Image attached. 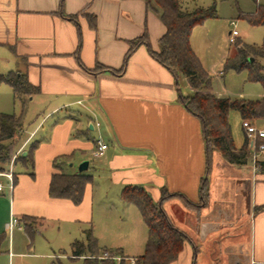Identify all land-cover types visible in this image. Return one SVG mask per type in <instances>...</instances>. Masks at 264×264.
I'll return each instance as SVG.
<instances>
[{
	"label": "crops",
	"instance_id": "1",
	"mask_svg": "<svg viewBox=\"0 0 264 264\" xmlns=\"http://www.w3.org/2000/svg\"><path fill=\"white\" fill-rule=\"evenodd\" d=\"M166 30L146 0H0V63L39 88L25 101L16 99L22 110L38 106L45 112L33 124L25 112L17 115L22 128L11 152L30 153L33 162H18L14 187H7L9 198L5 189L0 191V240L9 231V248L15 230L33 241L26 225L32 220L23 218L30 216L35 218L33 231L54 226L74 243L91 230L99 247L138 257L142 253L131 255L116 240L101 246L108 243L110 227L107 219L103 227L97 224L99 188H115L118 204L113 205L144 222L139 209L121 198L125 186L137 185L156 201L166 188L193 204L181 197L162 204L170 221L190 238L172 264H264V212L255 214V207L264 205V153L235 165L215 150L207 172L201 121L180 101L183 88L172 72L146 45L133 52L120 72L131 40L147 32L151 48L158 51ZM98 64L116 71L95 72ZM244 136L245 142V129ZM99 139L108 149L95 156ZM60 157L68 161L57 169L54 161ZM86 160L85 172L93 181L86 185L83 201L77 205L52 197L53 175L79 172ZM203 179L210 189L206 204L201 203ZM100 207L105 208L104 202ZM13 218L18 224L10 229Z\"/></svg>",
	"mask_w": 264,
	"mask_h": 264
},
{
	"label": "trees",
	"instance_id": "2",
	"mask_svg": "<svg viewBox=\"0 0 264 264\" xmlns=\"http://www.w3.org/2000/svg\"><path fill=\"white\" fill-rule=\"evenodd\" d=\"M63 1V0H61ZM150 10L159 14L165 24L166 33L160 38V48H151L147 32L129 42V50L125 56L123 67L126 68L129 58L141 45H146L151 55L163 66L168 68L179 81L180 76L187 78L193 92L180 94V101L186 109L201 121L206 145L207 172L212 168L213 152L219 151L224 159L231 164L244 165L249 160V143L246 140L241 148L234 143L229 113L237 109L242 119L264 120V97L256 101H232L229 98H218L212 92V79L203 68L200 59L191 45V35L194 28L203 24L207 19L217 17L216 6L209 8L195 7L187 9L183 0H146ZM251 25L264 26V5L258 4L255 12L242 14ZM238 51L229 57L225 63V70H248L249 80L260 82L264 86V40L262 45L236 42ZM253 59V60H252ZM116 71L98 64L95 72ZM7 84L13 88L16 99L25 101L29 96L39 92V88L32 85L27 76L18 70L0 73V85ZM26 96L27 98H24ZM22 128L21 118L16 114L2 113L0 116V160L7 161L8 145L2 142H16L17 135ZM263 140L264 138L260 139ZM23 160L33 162L30 153L22 157ZM68 157H60L54 161V167L61 168V161H68ZM93 181V177L86 172L69 173L56 172L51 181L50 195L54 198H67L74 204L83 201L86 185ZM209 183L207 179L201 182V196L203 204L208 202ZM174 197H181L188 205L189 202L181 194L169 192L162 188L161 197L156 201L142 186H125L121 198L124 202L134 204L140 211L143 221L148 228V238L145 252L137 257L136 264H172L177 261L185 244L190 238L177 228L168 218L162 204ZM264 212V205L255 207V214ZM26 225L33 233L34 217L25 216ZM109 252L112 256H122L124 259L117 263L113 259H102L99 253ZM74 257H84V264H130L129 257L120 249L110 250L101 248L93 232L86 231L83 241L72 243Z\"/></svg>",
	"mask_w": 264,
	"mask_h": 264
},
{
	"label": "rangeland",
	"instance_id": "3",
	"mask_svg": "<svg viewBox=\"0 0 264 264\" xmlns=\"http://www.w3.org/2000/svg\"><path fill=\"white\" fill-rule=\"evenodd\" d=\"M183 4L187 9L216 6L217 17L209 18L203 24L196 26L191 35L192 48L200 59L203 68L211 76L212 92L218 98H229L232 101L249 102L263 98V84L250 81L248 70L240 72L225 70V63L229 57L236 55L238 51L236 43L229 41V34L234 29L231 21L237 23L236 29L239 36L236 42L242 41L247 44L262 45L264 26L251 25L241 15L255 12L258 4L264 5V0H183ZM2 65L0 63L2 70L0 73H6L8 69H4L5 67ZM179 84L183 88V93L187 94L189 90L188 80L180 76ZM24 98L27 97L24 96ZM73 108L80 107L74 106ZM22 109L21 103L16 100L12 89L6 84L0 85V116L2 113L20 115L25 112L24 115H28L27 118L31 119L32 124L40 122L45 116V112L38 111V106L24 108V111ZM38 116L39 119H37ZM249 121L258 128H264V120L252 119ZM229 123L235 146L237 148L242 147L245 136L242 126V114L239 110L232 109L230 111ZM12 143V141L2 142L3 145H8L9 159L7 161L0 160V173L7 172L11 167H14L16 171L19 170L18 162L22 161L23 156L18 154L14 160L18 152H11L12 148L10 146ZM262 143L263 140L258 139L256 141L258 145ZM252 158L254 157L251 150L249 151V159L252 160ZM97 160L93 164L98 163ZM0 182L6 190L4 196L9 198L8 179L0 175ZM101 188H103V185H101ZM115 192V188L110 189L109 192H103L100 188L98 190L97 214L99 219L97 218V224L99 223V227H103L105 219H107L110 227V230L106 233L109 236L108 243H100V245L111 246L116 243H125L126 252L129 254H143L146 247L148 228L144 222H140L133 215L130 214L129 216L127 212L125 214L120 205H115L118 204L117 199H115ZM103 193L109 194L111 199L106 201ZM0 196H3V194L1 193ZM101 202H104L105 208L100 207ZM113 203L115 204L113 205ZM62 230L59 232L58 228L54 226L40 225L33 231V241L31 243L23 238V234L15 230L14 236L12 234L15 243L10 248L9 237L11 233L8 231L0 240V264H84V257H74L72 255V243ZM99 232L100 230L97 231L98 234H100ZM78 238V240H83L84 235ZM113 240H116V243H112ZM99 255L102 256V252Z\"/></svg>",
	"mask_w": 264,
	"mask_h": 264
},
{
	"label": "built area",
	"instance_id": "4",
	"mask_svg": "<svg viewBox=\"0 0 264 264\" xmlns=\"http://www.w3.org/2000/svg\"><path fill=\"white\" fill-rule=\"evenodd\" d=\"M231 25L234 27V29H232L230 34H229V41L231 43H236L237 38L239 36L238 30L236 29L237 23L235 21H231ZM242 126L245 129V132H246V135H247L248 141H249V148H250V150L253 151V157H254V160L256 161L259 153H264V144L263 143L259 144V145L256 144V141L258 139L264 138V128H258L256 126L252 125L251 122L247 119L243 120ZM107 149H108V145L106 143H104L103 140L99 139V140H97V148H96L94 154H95V156H102V155H104V153L106 152ZM18 154H20V153L18 152L17 155H15L14 160L18 156ZM14 160H13V162H14ZM14 173H15L14 167H11L10 170H8L7 172L0 173L1 176H4L5 178L8 179V181H9L8 186L10 187V189H13V187H14ZM3 190H4V186L0 182V191H3ZM17 224H18V219L13 218L9 224L10 229L13 228ZM101 258L102 259H109L110 258V259L117 261V263H120L124 259L122 256H112L109 252L103 253ZM128 260H129L130 264H136L137 263V257H130Z\"/></svg>",
	"mask_w": 264,
	"mask_h": 264
},
{
	"label": "water",
	"instance_id": "5",
	"mask_svg": "<svg viewBox=\"0 0 264 264\" xmlns=\"http://www.w3.org/2000/svg\"><path fill=\"white\" fill-rule=\"evenodd\" d=\"M253 60V59H252ZM89 168V161H83L80 165H79V172H85L87 169Z\"/></svg>",
	"mask_w": 264,
	"mask_h": 264
}]
</instances>
